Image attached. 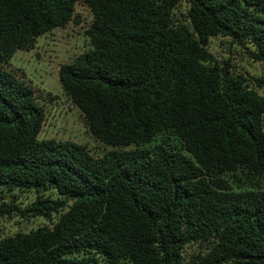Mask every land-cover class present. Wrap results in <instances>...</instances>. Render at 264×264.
I'll list each match as a JSON object with an SVG mask.
<instances>
[{"label": "trees", "instance_id": "16d2710c", "mask_svg": "<svg viewBox=\"0 0 264 264\" xmlns=\"http://www.w3.org/2000/svg\"><path fill=\"white\" fill-rule=\"evenodd\" d=\"M77 4L57 80L101 156L39 140L41 94L2 68ZM212 39L264 66V0H0V221H40L0 264H264V89Z\"/></svg>", "mask_w": 264, "mask_h": 264}, {"label": "rangeland", "instance_id": "374dc122", "mask_svg": "<svg viewBox=\"0 0 264 264\" xmlns=\"http://www.w3.org/2000/svg\"><path fill=\"white\" fill-rule=\"evenodd\" d=\"M74 14L78 20L76 24L69 22L62 28L38 37L33 49L15 51L2 68L41 94L37 105L43 109L45 116L38 135L39 140L54 139L80 144L92 156H101L108 148L87 132L80 113L70 106L57 80L59 65L70 62L74 56L88 48L84 31L91 22L90 12L86 7L77 4ZM210 50L217 57H228L233 71L242 75L249 85L264 89V66L250 62L246 55L235 52V48L222 40L212 39ZM47 93L53 100L46 98ZM17 221H0V237L10 230L34 227L40 222L32 218L28 221Z\"/></svg>", "mask_w": 264, "mask_h": 264}]
</instances>
